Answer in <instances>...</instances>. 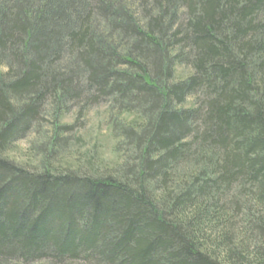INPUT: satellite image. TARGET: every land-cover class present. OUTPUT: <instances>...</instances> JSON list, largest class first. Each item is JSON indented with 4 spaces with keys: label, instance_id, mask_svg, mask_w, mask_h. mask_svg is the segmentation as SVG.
<instances>
[{
    "label": "trees",
    "instance_id": "16d2710c",
    "mask_svg": "<svg viewBox=\"0 0 264 264\" xmlns=\"http://www.w3.org/2000/svg\"><path fill=\"white\" fill-rule=\"evenodd\" d=\"M96 107L112 165L10 156ZM39 262L264 264V0H0V264Z\"/></svg>",
    "mask_w": 264,
    "mask_h": 264
},
{
    "label": "rangeland",
    "instance_id": "374dc122",
    "mask_svg": "<svg viewBox=\"0 0 264 264\" xmlns=\"http://www.w3.org/2000/svg\"><path fill=\"white\" fill-rule=\"evenodd\" d=\"M72 113L66 115L63 122L71 124L75 118L76 109L71 110ZM107 111L104 107L92 108L86 116L81 120L80 127L74 128L71 133L69 140L71 142L70 150L67 152L65 160H55L52 163H43L40 161L38 156L32 155L33 146L35 143H40L38 136V131L41 130V125H36L32 129V133L21 142H18L10 153V156L17 161L20 165L25 166L28 169L34 168L36 170L42 169L45 166L48 169L49 166L56 167L59 165L61 171L69 169L71 171H78L76 165H84L87 162V155L91 150L96 149V162L97 158L101 159L105 165H112L117 159L118 156L114 152V141L112 140L108 122H107ZM53 122L50 118H45V123ZM43 124L42 133L46 132L48 129L46 124ZM40 134V133H39ZM79 140V142L77 141ZM78 142V143H77ZM51 164V165H50ZM43 165V166H42ZM17 264V263H15ZM34 264H51L47 262H39Z\"/></svg>",
    "mask_w": 264,
    "mask_h": 264
}]
</instances>
